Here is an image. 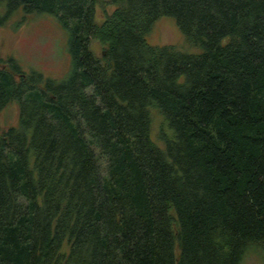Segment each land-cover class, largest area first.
I'll list each match as a JSON object with an SVG mask.
<instances>
[{
  "label": "trees",
  "instance_id": "trees-1",
  "mask_svg": "<svg viewBox=\"0 0 264 264\" xmlns=\"http://www.w3.org/2000/svg\"><path fill=\"white\" fill-rule=\"evenodd\" d=\"M16 12L56 19L71 70L0 69V110L17 106L0 128V264L264 250V0H0V26ZM161 17L198 52L148 45Z\"/></svg>",
  "mask_w": 264,
  "mask_h": 264
},
{
  "label": "rangeland",
  "instance_id": "rangeland-1",
  "mask_svg": "<svg viewBox=\"0 0 264 264\" xmlns=\"http://www.w3.org/2000/svg\"><path fill=\"white\" fill-rule=\"evenodd\" d=\"M113 8L109 7L110 13ZM96 21H102V11L97 8ZM150 46H175L187 54H195L198 49L185 43V39L176 22L171 17H161L146 36ZM91 49L96 55L102 54L100 45L93 41ZM13 59L25 73L35 71L45 78L61 81L71 70V61L67 51V34L56 19L49 14L23 16L16 12L0 26V69H8ZM151 138L157 141L160 118L152 110ZM17 122V106L11 103L0 110V128L5 129ZM241 264H264V250L251 247L244 255Z\"/></svg>",
  "mask_w": 264,
  "mask_h": 264
}]
</instances>
